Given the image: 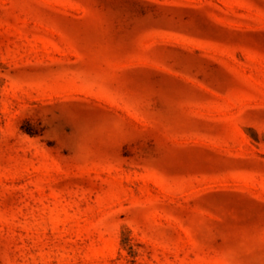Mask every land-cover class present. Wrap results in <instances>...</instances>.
<instances>
[{
    "label": "rangeland",
    "instance_id": "1",
    "mask_svg": "<svg viewBox=\"0 0 264 264\" xmlns=\"http://www.w3.org/2000/svg\"><path fill=\"white\" fill-rule=\"evenodd\" d=\"M0 264H264V0H0Z\"/></svg>",
    "mask_w": 264,
    "mask_h": 264
}]
</instances>
